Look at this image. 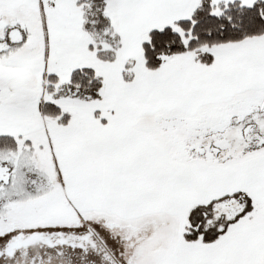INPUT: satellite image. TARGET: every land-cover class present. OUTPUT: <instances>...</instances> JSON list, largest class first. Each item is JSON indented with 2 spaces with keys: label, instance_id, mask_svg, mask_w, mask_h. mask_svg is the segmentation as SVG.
Wrapping results in <instances>:
<instances>
[{
  "label": "snow or ice",
  "instance_id": "obj_1",
  "mask_svg": "<svg viewBox=\"0 0 264 264\" xmlns=\"http://www.w3.org/2000/svg\"><path fill=\"white\" fill-rule=\"evenodd\" d=\"M0 264H264V0H0Z\"/></svg>",
  "mask_w": 264,
  "mask_h": 264
}]
</instances>
